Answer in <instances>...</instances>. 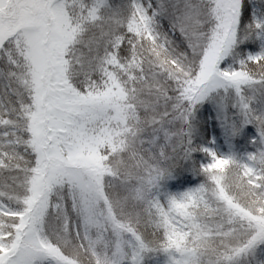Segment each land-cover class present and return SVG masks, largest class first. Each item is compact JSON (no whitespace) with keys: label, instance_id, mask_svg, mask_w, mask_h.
I'll return each instance as SVG.
<instances>
[{"label":"rangeland","instance_id":"1","mask_svg":"<svg viewBox=\"0 0 264 264\" xmlns=\"http://www.w3.org/2000/svg\"><path fill=\"white\" fill-rule=\"evenodd\" d=\"M212 1L216 27L196 79L204 86L198 103L206 104L218 90L235 96L214 100V126L201 163L212 180L207 200L195 180L184 186L183 173L165 163V169L150 165L142 170L146 177L140 184L143 191H152L154 210L172 242L160 264H264V206L253 214L224 197L229 157L237 160L241 178L234 181L241 187L249 190L264 181V108L253 99L250 78L229 61L238 44L241 0ZM189 2L129 0V5L147 35L157 40L151 12L164 15L169 7H188ZM69 3L0 0V65L14 83L7 97L11 108H0V169L11 153L31 165L32 172L21 205L0 197V264H78L47 247L39 228L48 213L72 228L96 264H146L149 250L121 227L104 197L112 175L102 153L130 149L141 132L139 120L119 85L101 94H81L67 81L63 55L73 39L65 10ZM252 17L258 40L254 58L264 60V10L255 3ZM201 215H218L229 227L214 232L208 224H197Z\"/></svg>","mask_w":264,"mask_h":264},{"label":"trees","instance_id":"2","mask_svg":"<svg viewBox=\"0 0 264 264\" xmlns=\"http://www.w3.org/2000/svg\"><path fill=\"white\" fill-rule=\"evenodd\" d=\"M189 1L190 6L180 3L177 8L169 7L164 15L156 10L151 12L157 40L151 39L134 18L129 0H83L81 4L70 0L65 9L73 36L63 55L67 81L81 94H101L111 85H119L139 120L141 132L130 149L121 147L119 153L111 150L109 156L102 153L112 175L104 186V197L110 210L116 211L121 227L149 250L146 264L162 263L172 242L154 210L152 191L147 187L149 192L145 194L146 189L143 191L140 184L146 177L142 170L150 165L165 169V163L170 170L183 173L184 186L195 180L202 188L201 196L207 200L212 180L201 163L207 157L203 156V149L210 142L209 132L214 126L211 123L215 120L214 100L222 101L228 94L235 96L233 91L218 90L213 93L215 99L212 94L206 104L198 103L204 86L196 79L206 41L216 23L210 17L212 0L200 4L199 0ZM241 3L238 44L229 61L236 72L250 78L253 99L264 108V60L254 58L258 40L252 17V4L264 10V3L261 0H241ZM0 66V108L4 104L11 108L7 97L14 83L7 67ZM2 78L9 88L2 86ZM140 141L146 142V146L142 147ZM236 162L229 157L224 197L232 198L234 204L240 203L254 214L264 206V181L260 187L253 185L249 190L241 187L234 181L240 177ZM30 168L18 155L6 154L0 169V197L21 205L27 192L25 183L32 173ZM217 217L201 215L197 224H208L214 232L226 231L229 226ZM56 218L48 213L39 228L47 247L78 264H96L77 241L72 228ZM230 223V227H238L236 222Z\"/></svg>","mask_w":264,"mask_h":264}]
</instances>
